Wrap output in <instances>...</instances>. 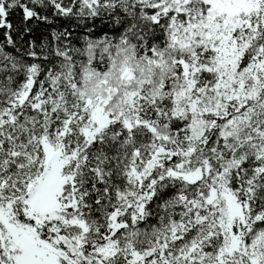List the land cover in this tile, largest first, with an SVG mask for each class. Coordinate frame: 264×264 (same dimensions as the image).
<instances>
[{"label": "snow or ice", "instance_id": "1", "mask_svg": "<svg viewBox=\"0 0 264 264\" xmlns=\"http://www.w3.org/2000/svg\"><path fill=\"white\" fill-rule=\"evenodd\" d=\"M0 264H264V0H0Z\"/></svg>", "mask_w": 264, "mask_h": 264}]
</instances>
